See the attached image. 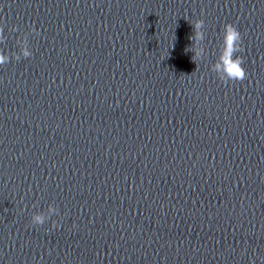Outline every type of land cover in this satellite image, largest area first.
<instances>
[{"label":"water","instance_id":"obj_1","mask_svg":"<svg viewBox=\"0 0 264 264\" xmlns=\"http://www.w3.org/2000/svg\"><path fill=\"white\" fill-rule=\"evenodd\" d=\"M227 23L243 81L210 70ZM0 28V264H264V0H0Z\"/></svg>","mask_w":264,"mask_h":264},{"label":"clouds","instance_id":"obj_2","mask_svg":"<svg viewBox=\"0 0 264 264\" xmlns=\"http://www.w3.org/2000/svg\"><path fill=\"white\" fill-rule=\"evenodd\" d=\"M191 25L194 34L189 37L192 44L186 51L194 53L192 60L196 62L207 56L205 46L197 47V45L206 38L205 32L203 31L205 22L202 19H197L192 22ZM38 34L37 32V35ZM3 40V28H0V42H3ZM21 43L22 46L20 47L19 53L14 55L16 60H20L21 57L28 58L32 55L31 50L27 47V37H25ZM242 51L241 33L237 30L235 25L231 23L225 24L222 30V43L220 45L219 55L215 63L211 65L210 70L223 82L245 80L247 78V72L243 67L244 58L240 55H236V53ZM9 60L10 56L8 54L0 52V65L8 63ZM53 214H58V209L50 205L46 213L38 212L33 214L31 223L33 225H43Z\"/></svg>","mask_w":264,"mask_h":264}]
</instances>
